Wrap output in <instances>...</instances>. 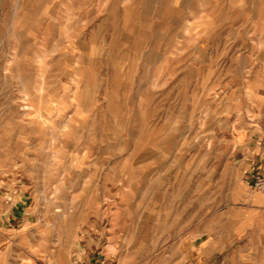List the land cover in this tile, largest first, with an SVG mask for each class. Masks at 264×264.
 <instances>
[{"label":"rangeland","instance_id":"374dc122","mask_svg":"<svg viewBox=\"0 0 264 264\" xmlns=\"http://www.w3.org/2000/svg\"><path fill=\"white\" fill-rule=\"evenodd\" d=\"M264 0H0V264H264Z\"/></svg>","mask_w":264,"mask_h":264},{"label":"built area","instance_id":"2783aa9c","mask_svg":"<svg viewBox=\"0 0 264 264\" xmlns=\"http://www.w3.org/2000/svg\"><path fill=\"white\" fill-rule=\"evenodd\" d=\"M249 182L256 190L264 191V172L254 173Z\"/></svg>","mask_w":264,"mask_h":264}]
</instances>
